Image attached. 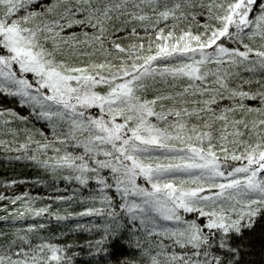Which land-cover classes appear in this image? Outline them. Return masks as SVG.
Instances as JSON below:
<instances>
[{
    "label": "snow or ice",
    "instance_id": "snow-or-ice-1",
    "mask_svg": "<svg viewBox=\"0 0 264 264\" xmlns=\"http://www.w3.org/2000/svg\"><path fill=\"white\" fill-rule=\"evenodd\" d=\"M0 93L29 110H0V145L84 205L0 195L20 202L0 220L99 218L75 225L98 233L83 244L0 231V264H76L77 247L89 264H264V0H0ZM30 117L51 135L10 126Z\"/></svg>",
    "mask_w": 264,
    "mask_h": 264
},
{
    "label": "trees",
    "instance_id": "trees-1",
    "mask_svg": "<svg viewBox=\"0 0 264 264\" xmlns=\"http://www.w3.org/2000/svg\"><path fill=\"white\" fill-rule=\"evenodd\" d=\"M12 108L21 115H29L27 107H21L18 103V98H13L0 93V110ZM3 119L0 117V130L3 129ZM13 128H24L25 126L30 129H42L49 136L51 135V129L48 127L47 122L43 120H36L34 117H30L27 125L20 123L19 121H13L10 125ZM12 137L10 134H6L4 131H0V139L10 140ZM24 135L21 133L20 139L23 140ZM37 139L40 137L37 136ZM21 155L15 151H5L3 146L0 145V195L5 197L24 196L25 200H31L33 206L44 207L51 205L52 210H60L62 215L66 214L65 209L68 212L82 211L84 205L79 202L76 203H62L55 201L53 197L64 195L69 196L72 194L73 188H78L77 184H68L65 181H53L50 174L45 172L42 168L38 167L34 162L26 159L16 160L15 156ZM11 181H16L12 184ZM84 195H87V190H82ZM34 198V199H33ZM5 206H7L8 212H11L14 208L20 206V202L17 201L13 205L8 199L0 200V216H4L8 213L5 212ZM92 222H99V218L96 217H69L68 220L57 221L55 217L48 216L47 213L40 217L25 216L23 219L12 220H0V231L12 232L15 228H26L28 224H44L45 227L39 230V235L47 238L53 243H73L83 244L86 240H94L98 238V233H88L84 231L74 230L77 223L89 224ZM62 233L64 235H62ZM34 241L36 238L33 237ZM39 242V241H36ZM72 251L79 252L80 255L75 258L76 264H89L90 257H88L86 250L81 248H73ZM113 251L117 254L124 252L125 250L119 243L113 245ZM115 259V257H113ZM259 260V256L254 257Z\"/></svg>",
    "mask_w": 264,
    "mask_h": 264
}]
</instances>
